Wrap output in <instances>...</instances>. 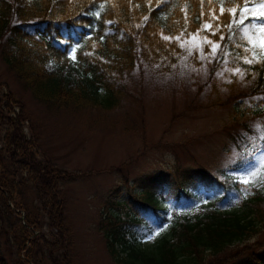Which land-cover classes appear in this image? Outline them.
Masks as SVG:
<instances>
[{"label": "trees", "instance_id": "obj_1", "mask_svg": "<svg viewBox=\"0 0 264 264\" xmlns=\"http://www.w3.org/2000/svg\"><path fill=\"white\" fill-rule=\"evenodd\" d=\"M259 2L249 0V4ZM221 3L224 15H220ZM243 6L244 0H203V5L201 0H0L1 57L37 103L55 109L108 112L128 97L122 79L137 64L156 67L160 73L168 71L181 52L177 40L196 33L211 9L219 16L213 22L215 28L228 23V8L236 7L239 15ZM205 36L219 44V61L228 57L246 66L237 58L244 55L242 49L234 46L239 36L229 38L226 28L216 35L209 30L199 32L198 37ZM257 52L261 62L252 69L258 75L257 88L264 93V52L259 47ZM10 114L14 111L8 102L0 99V128L9 127L0 139V236L9 233L4 224H11V204L20 213L37 202L48 228L59 239L47 241L49 251L44 253L37 237H31L40 233L41 219L25 212L24 221L18 218V225L11 227L18 234L17 260H6L0 246V264H40L43 257L49 264H73L74 243L63 192L79 175L57 167L49 158L39 159L25 136L21 123L25 120ZM182 177L193 182L190 171ZM198 177L207 180L205 173ZM224 179L223 195L218 193L214 202L203 201L199 191L173 192L175 202L184 198L199 205L190 211L175 210L168 217L162 185L156 176L147 178L135 198L137 211L127 208L125 218L116 217L104 231L113 264H264V252L240 248L264 216V209L258 207L264 203L263 196L258 192L243 206H234L233 196L241 195L242 187L229 176ZM158 228L153 243L144 242ZM26 242L38 249V261L25 250Z\"/></svg>", "mask_w": 264, "mask_h": 264}, {"label": "rangeland", "instance_id": "obj_2", "mask_svg": "<svg viewBox=\"0 0 264 264\" xmlns=\"http://www.w3.org/2000/svg\"><path fill=\"white\" fill-rule=\"evenodd\" d=\"M177 42L184 46L169 70L160 73L156 67L137 64L122 79L128 97L108 112L55 109L37 103L4 64L0 44V99L8 102L12 117L25 120L21 122L25 136L39 159L49 158L57 167L79 175L63 192L74 243L73 264H113L104 231L116 217L125 218L127 208L137 211L135 198L147 178L156 176L162 185L168 217L175 210L190 211L199 205L184 198L175 202L173 192L199 191L203 201L214 202L225 176L242 187V194L233 196L234 206H243L258 192L264 199V93L257 88L258 75L252 69L256 64L241 59L246 66H240L228 57L219 61V47L213 56L211 45L198 36ZM236 68L244 73L243 78L234 74ZM8 129L1 126L0 139ZM187 171L192 183L182 177ZM201 173L207 180L198 177ZM10 206L11 224H4L9 233L0 236L6 260H17L18 234L11 227L18 225V218L24 221L25 212L41 219L40 233L31 237H37L48 253L47 241L59 236L48 228L43 209L28 206L19 213ZM258 207L264 209V203ZM2 227L0 223V232ZM154 238L144 242L151 244ZM263 242L264 216L240 248L264 252ZM26 249L39 260L33 244L26 242ZM40 264L49 263L43 257Z\"/></svg>", "mask_w": 264, "mask_h": 264}, {"label": "snow or ice", "instance_id": "obj_3", "mask_svg": "<svg viewBox=\"0 0 264 264\" xmlns=\"http://www.w3.org/2000/svg\"><path fill=\"white\" fill-rule=\"evenodd\" d=\"M203 5V0H201ZM230 19L227 24H216L213 28V22L219 20V16L216 15L215 9H211L209 12V19L202 23L201 27L197 30L196 33L191 34L193 37L198 36L200 31L209 30L211 35H216V32L220 31L222 28H226L229 32V38L232 35L239 36L240 42L235 44V47L241 48L242 52L245 55L240 56L238 54L237 58L242 59L246 64L260 63V56L257 52V47H259L261 52H264V0H260L257 4H249V0H244V6L239 10V15H237V8L230 7L227 9ZM225 8L223 3L220 5V15H224ZM201 16L204 15V12L201 11ZM247 21V23H246ZM165 40H169L170 37L164 36ZM178 39V38H177ZM225 37L223 34L220 36V40L223 41ZM208 44L211 45V53L214 56L216 49L219 47V44L208 39L207 36L203 38ZM259 42V44L257 43ZM184 45L182 44L181 47ZM192 53L189 52V55ZM229 53H225L228 55ZM205 58V57H201ZM234 74H239L243 78L244 73L240 68L234 70ZM252 176H256V173L253 172ZM245 183L248 181L245 180ZM159 232L154 234H149L147 239H153L155 235H158Z\"/></svg>", "mask_w": 264, "mask_h": 264}]
</instances>
